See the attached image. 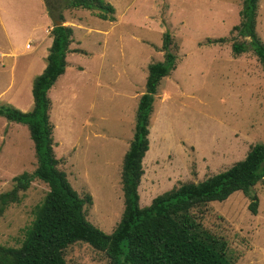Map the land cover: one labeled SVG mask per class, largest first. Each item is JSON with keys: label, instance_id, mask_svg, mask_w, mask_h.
Instances as JSON below:
<instances>
[{"label": "rangeland", "instance_id": "rangeland-1", "mask_svg": "<svg viewBox=\"0 0 264 264\" xmlns=\"http://www.w3.org/2000/svg\"><path fill=\"white\" fill-rule=\"evenodd\" d=\"M106 1L115 9L113 20L99 18L96 10L67 8L64 0H0V104L19 108L24 99L30 109V83L45 67L40 55L51 45L52 17L62 16L73 42L64 73L48 90L53 149L73 189L92 198L83 205L85 218L111 233L124 209L123 156L134 136L147 67L164 57L163 33L171 34L176 65L154 94L138 186L141 207L229 168L264 142V71L252 50L232 52L233 42L248 40L232 30L243 0ZM255 27L264 42V0H258ZM35 167L28 127L0 116V193ZM48 189L35 178L5 207L0 245H21ZM250 193L258 200L255 214L243 191L193 209L205 228L227 241L232 264H264V176ZM63 253L69 264H110L104 251L83 240Z\"/></svg>", "mask_w": 264, "mask_h": 264}, {"label": "trees", "instance_id": "trees-1", "mask_svg": "<svg viewBox=\"0 0 264 264\" xmlns=\"http://www.w3.org/2000/svg\"><path fill=\"white\" fill-rule=\"evenodd\" d=\"M67 8L96 10L101 19H114L115 9L106 0H64ZM258 0H243L239 24L233 32L247 41L233 42L232 52L252 50L264 71V42L256 31ZM50 30L52 43L45 57V67L32 82L33 103L23 111L10 103L0 104V116L28 127L33 141L36 167L32 173L14 177L13 187L0 193V214L5 207L18 201L19 191L26 190L35 178L48 185V192L36 206L34 219L18 247L0 245V264H69L64 249L83 240L104 251L110 264H232L227 241L205 228L193 209L211 201H223L235 191L249 194L248 205L257 212L258 200L250 189L264 176V142L254 144L245 157L229 168L199 182L182 183L157 196L141 207L138 186L143 174L142 160L149 149L148 125L154 94L161 79L176 65L170 51L171 34L162 35V61L147 67L145 91L140 96L134 136L125 151L121 170L124 209L111 233H105L86 218L83 205L91 203L90 195L82 198L70 185L53 149L50 121L51 99L48 90L67 66V52L73 42V29L64 25L62 16L53 18ZM56 20L61 21L60 25ZM207 38V43L224 41Z\"/></svg>", "mask_w": 264, "mask_h": 264}, {"label": "crops", "instance_id": "crops-1", "mask_svg": "<svg viewBox=\"0 0 264 264\" xmlns=\"http://www.w3.org/2000/svg\"><path fill=\"white\" fill-rule=\"evenodd\" d=\"M41 39H43L42 36L40 37V41H41ZM50 39L52 40V37H50ZM51 40H49V43H48L47 45L51 44ZM40 45L42 46V47H41L42 49H45L46 44H43V45H42V43H41ZM29 46H30V45H28V44L25 45L26 48H30ZM49 46H50V45H49ZM47 53H48V51L46 50V51L44 52L45 55H44V54H43V55H42V54L40 55L41 58H42L43 56H46ZM10 55L16 57V54H15V53H10ZM33 58H34V57H33ZM33 60H34V59H32V62H33ZM39 60H40V58H39ZM34 61H35V60H34ZM32 65H33V63L30 65V67H33ZM38 66H39V65H38ZM42 68H44V65L41 66V69H42ZM31 88H32V86H31V83H30V93H29V96L31 97V106H32L33 98H32ZM27 98H28V97H27ZM9 101H10V100H9ZM10 102L13 103L12 101H10ZM19 103L22 105V106H19V108H20L21 110H23V111H25V110L27 111L28 106H29V102H28V100H24V99H23V100H20ZM25 103H27V104H25ZM14 106L16 107V105H14ZM17 108H18V107H17ZM30 108H31V107H30ZM28 110H29V109H28Z\"/></svg>", "mask_w": 264, "mask_h": 264}, {"label": "water", "instance_id": "water-1", "mask_svg": "<svg viewBox=\"0 0 264 264\" xmlns=\"http://www.w3.org/2000/svg\"><path fill=\"white\" fill-rule=\"evenodd\" d=\"M54 9L56 10L57 8H54ZM47 10H49V7H47ZM55 22H56L57 25L61 24V21H59V20H56Z\"/></svg>", "mask_w": 264, "mask_h": 264}, {"label": "flooded vegetation", "instance_id": "flooded-vegetation-1", "mask_svg": "<svg viewBox=\"0 0 264 264\" xmlns=\"http://www.w3.org/2000/svg\"><path fill=\"white\" fill-rule=\"evenodd\" d=\"M49 2H50V1H48V3H49ZM53 2L56 3V0H53ZM53 8H56V7H53Z\"/></svg>", "mask_w": 264, "mask_h": 264}]
</instances>
